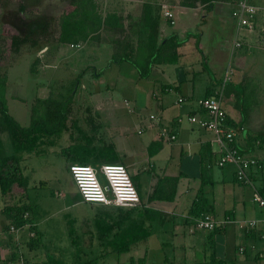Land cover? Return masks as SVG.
Wrapping results in <instances>:
<instances>
[{"label": "rangeland", "instance_id": "374dc122", "mask_svg": "<svg viewBox=\"0 0 264 264\" xmlns=\"http://www.w3.org/2000/svg\"><path fill=\"white\" fill-rule=\"evenodd\" d=\"M69 1L0 0V88L1 84H4V98L9 114L22 127H27L30 122L31 108L36 105V101L39 99L46 102L41 114L45 118L53 119L56 115L55 108L71 98L74 93V100L66 121L68 130L60 137L53 138V145H45L41 154L23 155L24 158L20 166L28 181L26 193H23L22 190H15L13 197L0 195V229L3 228L1 210L15 204L27 205L29 207L28 214L33 213V217L35 215L34 220L42 233L39 241L41 250L45 254L51 255L53 252L58 256L60 254V259H63L65 264L74 263L69 262L68 259L74 260L75 249L85 251L88 255L91 252L97 253L102 250L97 245V232L91 224L86 225L79 222L74 226V223L72 225L70 223L69 228L73 229V234L69 235L70 237L67 234L68 225L66 226L65 215L75 219L80 215H77L79 209H82L84 214L89 212L87 206L76 203L78 193L68 171L71 162L68 155L65 154V149L72 145L85 143L82 134L77 132L72 125L76 123L77 127L92 139L96 148H102L117 141L114 144L117 147L116 153L122 158L130 153L129 150L124 149L127 144L134 146L135 154L141 155L142 145L140 142L147 137V134H136L133 116L126 112L122 102L126 99L132 107L136 105L137 108H141V116H148L150 112H153L154 105H149L154 100L153 90L145 79L135 82L133 76L127 73L133 68L126 64L125 67L122 66L121 78L118 79V76L116 78L115 68H106L107 61L115 52V40L121 39V37L135 40V35L129 31V26L131 23L140 21L145 5L149 4L153 16H157L159 19L163 17L161 12L163 4L173 12L175 11L177 15L181 14V9L177 7L178 0H92L95 11L101 17L110 13L120 16L126 28L125 33L121 35L113 30L102 29L97 35L91 36L87 42L62 43L59 22L62 15H67L74 9ZM260 1L247 0V3L260 8L259 13H261ZM197 13L200 16L201 12ZM214 18L220 20L216 12L212 13L210 23L212 28L205 34L207 37L201 41L203 50H198L193 44V39L200 41L198 36L202 35V31L206 29V27H201V23L195 25L198 27L197 30L193 29L195 35L191 34L190 37L193 39H190L185 47V50L189 52L186 57L187 61L191 62L193 72L196 73L195 100L203 98L206 89L216 85L209 73L205 71V67L216 79L221 78V80H224V76L227 75L231 67L229 66V63L231 64L229 52H224L223 45L226 44L221 40L231 42V24L232 22L236 24V20L234 21L232 16L230 18L227 14L225 27L221 30L220 24L218 21L216 23ZM179 22H183V18L179 19ZM179 24L181 23L177 22L172 29H178ZM263 26L259 22L256 27V32H260L258 35L260 34L261 43L253 44L254 48H258L262 53H264ZM187 28L192 30L191 23ZM15 35L20 38L24 37V42L17 50L11 44L12 37ZM238 41L235 43L236 47H239L237 46ZM239 42L241 44V41ZM203 61L206 63L205 65ZM81 71L84 72L78 83L76 78ZM259 72L261 75L264 74V68H260ZM96 73L100 75L95 77ZM239 74H237V80L240 79ZM257 77L259 78V75ZM161 79L165 83H170L173 77L163 76ZM231 79L232 81H228L226 84L228 88H234L238 92L243 89V94L239 97V106L243 110V117L245 119L248 117L249 122L256 119L262 124L259 128L264 130V121L259 118L258 114L259 110L260 114H264V102H260L261 99H264V94L260 96L257 93L262 91L261 89L264 90V76L261 81V77L259 80L249 75L242 88L239 86L235 88L233 85L236 80L232 77ZM115 80L117 81L115 82ZM187 86L189 94H191L192 84ZM156 87L160 86L156 85ZM156 93L159 92L156 91ZM171 96L175 97L177 94L173 92ZM232 100L236 103L238 99L233 97ZM115 105L117 106L115 107ZM183 122L188 123L186 118ZM0 138L7 144L5 134H0ZM103 163L113 164L112 162ZM90 164L96 167L102 163L95 165L93 161ZM145 165L148 164L145 163ZM245 190L249 195L250 188H245ZM110 207L106 210H98V213L107 212L115 215L117 209L114 206ZM254 207L258 211L262 210L263 214V208L256 205ZM91 213L92 217L97 211L92 210ZM87 231L93 234L92 239L89 235H85L84 232ZM157 233L155 232V235ZM163 236V241H169L171 244L157 246L156 240L160 241L161 239L156 235L150 238L147 243H140L134 248V250L137 248L151 249L143 263L139 262L140 260L138 261L132 252L133 254L130 255L134 257L133 262L129 260L130 255L123 254L105 257L107 261L97 262V264H185L184 248L169 239L170 233H164ZM70 239L74 240L72 246ZM195 244L194 250L197 252V259L201 260L203 253L201 251L199 253V250H203L204 245ZM186 251H189L188 247ZM86 255H79L76 264L86 262ZM137 256L141 257V254ZM189 262L193 264V261ZM0 264L3 262L0 261Z\"/></svg>", "mask_w": 264, "mask_h": 264}, {"label": "crops", "instance_id": "0c3cea01", "mask_svg": "<svg viewBox=\"0 0 264 264\" xmlns=\"http://www.w3.org/2000/svg\"><path fill=\"white\" fill-rule=\"evenodd\" d=\"M238 1L240 0L216 2L210 12H206L205 8L201 5L195 8H184L177 5L181 9L180 15H177L175 11L173 12V10L163 4L161 6L163 17L159 19L157 43L171 34L176 35L179 40L186 39V42L173 51V55L175 54L176 56H171L172 62L154 63L151 65L150 74L145 80L153 90L152 97L154 100L149 104L154 105L153 112L143 117L140 113L141 108H137L136 105L132 107L126 99L122 102V105L126 108V112L133 116L132 119L136 125V134H147V137L140 142L142 145L141 155L135 154L134 146H129V144L124 147V149L129 150V155H124L123 158L118 155L119 163L126 167L138 191L141 206L136 209L141 211L145 210L142 212L146 217L145 224L151 228V235L143 242L147 243L150 238L157 235L161 239L160 241L158 239L156 240L158 243L157 246L171 244L169 241H163V234L170 233L169 239L174 240L178 246L184 248L185 264H192L189 261H193V264L203 262L211 254L209 250V237L211 236V232L194 229V219L197 217L190 215L191 207L197 201L199 195L203 201L201 206L204 212H207L205 214L220 223L218 231L214 233L213 238L215 256L219 260L224 261L225 264H264V211L262 214V210L258 211L255 209L254 206L259 207V205L253 199L255 190L264 199V174L260 172L253 173L251 175L252 186L238 183L235 179V165L227 164L224 167L217 165L220 154L216 137L211 132L189 121V117L192 116L207 120L208 115L200 108L199 102L205 98L221 95V105L229 120H232L235 124L242 121L240 132L233 129L239 151L246 158L264 159V152L250 145L247 137L251 133H264V130L259 128L262 124L256 119L249 122L248 117L242 120V116L236 108L238 100H236V103L232 100L236 96H226L228 92L226 84L228 81H232L231 77L236 80L233 85L235 88L237 86L242 88L249 75L259 80L261 77V81L263 80L264 74L261 75L259 69L264 68V53L258 48L255 49L253 44L255 43L257 45L261 43L260 34L258 35L259 31L256 32V27H258L259 22L261 26L264 25V0L260 1V5L262 6L261 13H259L260 8L248 4L247 0H245L248 5L257 9L255 27L253 30L243 29L238 26L237 22L236 24L232 22L231 42L221 40V42L226 44L225 46L223 45L225 47L224 52H229V62L231 60V64L229 63V66H231L228 70L229 72L224 76V80H221V78L216 79L210 73L209 69L205 67L204 69L209 73L212 81L217 84L207 88L203 98L198 100L194 99L196 73L193 72L192 64L186 58L189 52L185 50V47L190 39H193L188 37V34H192L194 28L197 30L198 27L195 25L201 23V27H206V29L203 28L202 35L200 34L201 36H198L200 41H194L193 39L195 47L198 50H203L201 41L207 37L205 34L212 28L210 27L212 13H217L220 20H216L218 19L216 17L214 19L216 23L218 21V24L221 26L220 29L222 30L226 23L225 16L229 14L231 18ZM166 11L171 13V19L165 17L164 13ZM196 11L201 12L200 16ZM181 18H183V22H179ZM177 22L181 23L178 29H172ZM189 23H191L192 30L187 28L189 27ZM193 35L195 34L193 33ZM237 40L241 41V46L239 47L235 45ZM131 44L135 49L136 40H133ZM130 49H132V46ZM111 57L112 55L107 61L106 68H115L116 78L118 76V79H120L122 66L125 67V64L130 68L132 66L125 62L121 64L112 63L110 62ZM133 70L131 69V71L127 72L133 76V80L135 82L143 80L134 68ZM238 73H240L239 80H237ZM258 75L259 78L257 77ZM163 76L173 77V80L170 83H165L161 79ZM191 84L192 92L189 94L187 85ZM156 85L160 87L158 88ZM154 90L159 93H156ZM261 90L257 92L260 96L264 94V90ZM173 92L177 96L172 97ZM238 93L242 96L243 89ZM133 102L136 104L134 100ZM260 102H264V99H261ZM258 114L260 116L259 118L264 121V114H260V110ZM150 117H154V119ZM185 118L188 123L183 122ZM171 136H174L175 139L170 140ZM256 141L264 143V140ZM114 144L111 143L110 145H113L116 151L117 147ZM145 163L148 165H145ZM174 179L177 180L175 189L173 185L168 184L171 183L169 181ZM100 180L104 183L102 177H100ZM160 185L162 189L159 188L160 190L156 194V188ZM245 188H250L249 195L245 192L247 190ZM160 197L173 199L169 201L160 200ZM77 199L76 203L81 206H87L89 212L84 214L83 210L79 209L77 215H80L75 219L69 217V215H65L66 226L68 225V236L70 223V225L74 223V226H76L75 224L78 225L79 222L86 225L91 224L95 229V219L99 215L107 213H98V210L111 208L109 206L83 203L79 195ZM115 208L117 209L115 215L121 209L127 210L125 208ZM92 210H96L97 213L91 217ZM1 212L3 214L1 224L4 229H0V261L3 264H45V262L53 260L52 258L58 259L61 257L60 254L59 256L54 252L51 255L45 254L41 250L39 241L42 233L38 229L33 213L25 214L24 216L25 218H32L30 223L28 222L25 226L15 229L11 226L9 218L2 210ZM249 222H254L255 225L249 227ZM155 232L158 233L155 235ZM84 233L85 235H89L91 239L93 238L91 232L87 231ZM96 239L98 242L97 245L102 248L101 251L97 253L91 252L88 255L85 251L75 249L74 260L68 259V261L77 262L76 259L81 254H87L85 256L86 261L90 259L88 257L95 256L94 258L98 262L107 261L109 256H120L110 249L108 250V248H103L97 234ZM195 243L204 245L203 250H199V253L200 251L203 253L201 260L197 259V252L194 250ZM138 244L133 245L130 251L124 254L130 255L133 252L138 261H145L151 249L147 248L142 250V248H137L138 250H134ZM70 245H73L71 239ZM187 247L189 251H186ZM140 250L142 251L140 252ZM140 254L141 257L137 256ZM129 260L133 262L134 257L130 255Z\"/></svg>", "mask_w": 264, "mask_h": 264}, {"label": "trees", "instance_id": "16d2710c", "mask_svg": "<svg viewBox=\"0 0 264 264\" xmlns=\"http://www.w3.org/2000/svg\"><path fill=\"white\" fill-rule=\"evenodd\" d=\"M231 1L232 0H178V4L184 8H195L201 5L205 8L206 12H210L213 9L214 3ZM69 2L74 6V9L67 15H62L59 22L61 31L60 40L63 41L62 43L74 44L78 42H87L91 36L97 35L102 29L113 30L121 35L125 33L126 28L124 27L122 18L116 13H110L105 15V17H101V15L95 11L92 0H70ZM158 24L159 18L153 16L151 6L149 4L145 5L140 21L131 23L129 26V31L135 35V49L131 44L132 40H129L127 37L118 38L115 40V52L110 62L115 64H121L123 62L130 64L142 79L149 76L152 64L172 62L171 56H176L175 54L173 55V51L186 42V39L179 40L176 35L171 34L157 43ZM190 36L191 34H188V37ZM23 38L24 37L20 38L18 35L12 37L11 44L15 50L24 42ZM131 46L132 49H130ZM83 72L84 71H81L78 75L76 82L79 83ZM99 75V73L94 74L95 77ZM227 89V97L234 95L238 99L236 108L240 110L242 120H244L243 110L240 109L239 106L240 93L231 87H227ZM73 100L74 93L71 98L60 103L59 106L55 108L56 115L53 119H50L45 118L44 115L41 114L46 102L37 99L36 105L31 108L29 125L27 127H22L8 112L4 98V84H1L0 134H5L7 138V144L0 138L1 196L13 197L15 190H22L23 193H26L28 181L24 177L20 166L24 158L23 155L41 154L45 145H53V138L60 137L68 130L66 121ZM241 122L235 124L226 116L227 125L237 130V132L241 131ZM72 126L77 132L82 134L85 143L83 145H72L65 149V154L68 155L71 164L88 165L93 161L95 165L103 162L119 163L118 155L113 145H105L102 148H96L93 145L92 139L79 129L76 123H73ZM247 137L250 145L254 147V142L256 140H264V133L248 134ZM169 182L172 184H168L173 185L175 189L177 180L174 179ZM159 188L162 189V186L160 185L156 188V194L159 192ZM159 199L169 201L173 198L167 199L160 197ZM202 203V198L199 195L197 201H195L191 207V216L199 217L207 213L204 212L201 206ZM28 208L27 205L15 204L6 207L3 213L11 221V226L17 229L32 221V218L24 217L25 214H28ZM144 211L130 208L127 210L121 209L117 215H112L110 213L99 215L94 221V227L103 248H108L117 255H121L129 252L133 245L145 241L151 235V228L145 224L146 217L142 213ZM218 228L219 227H216L211 231V236L209 237V250L211 254L208 259L197 264H225V262L219 260L214 253L215 244L213 238ZM72 234L73 229L70 227L69 235L72 236ZM73 241L72 243L74 245ZM60 258H52L53 260L49 258L51 261H47L45 264H65V261ZM97 262V259L92 258L82 264H97ZM139 262L143 263L142 260ZM74 263L76 264L77 262Z\"/></svg>", "mask_w": 264, "mask_h": 264}, {"label": "built area", "instance_id": "2783aa9c", "mask_svg": "<svg viewBox=\"0 0 264 264\" xmlns=\"http://www.w3.org/2000/svg\"><path fill=\"white\" fill-rule=\"evenodd\" d=\"M165 8V7H164ZM171 19L169 11L164 13ZM257 9L248 5L245 0L237 2L232 17L239 27L253 30ZM240 46V42L237 43ZM200 108L208 115L207 120L189 117L190 123H194L202 129L211 132L216 137V143L220 154L217 165L224 167L227 164L235 165V179L238 183L252 186L251 175L260 172L264 174V159L246 158L236 144L235 132L226 123V113L221 105V95L209 97L199 102ZM154 119V117H150ZM175 137L171 136L170 140ZM254 147L264 152V143L254 142ZM68 171L73 180L77 193L83 203L102 206H114L119 208H137L141 206L138 191L132 181L126 167L119 163H102L96 167L92 164H70ZM100 177L104 180L101 182ZM254 201L260 208H264V199L258 191H254ZM249 227L255 225L248 223ZM220 223L211 216L204 214L194 219L193 227L198 231H213Z\"/></svg>", "mask_w": 264, "mask_h": 264}]
</instances>
